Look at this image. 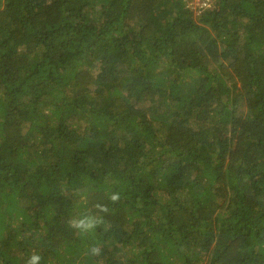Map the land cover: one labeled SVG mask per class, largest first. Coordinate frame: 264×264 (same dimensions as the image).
<instances>
[{"label": "trees", "instance_id": "16d2710c", "mask_svg": "<svg viewBox=\"0 0 264 264\" xmlns=\"http://www.w3.org/2000/svg\"><path fill=\"white\" fill-rule=\"evenodd\" d=\"M217 2L0 0V264H264V0Z\"/></svg>", "mask_w": 264, "mask_h": 264}, {"label": "clouds", "instance_id": "9594fccd", "mask_svg": "<svg viewBox=\"0 0 264 264\" xmlns=\"http://www.w3.org/2000/svg\"><path fill=\"white\" fill-rule=\"evenodd\" d=\"M67 191V189L63 190ZM109 203L116 204L121 200V193L118 191L108 193ZM110 214L108 204L96 203L92 205V210H86L78 216H73L68 220V227L75 234L86 237L95 232L97 228L105 223V216ZM91 256L97 257L101 253L99 246H92L88 249ZM42 257L38 253H32L27 258L25 264H41Z\"/></svg>", "mask_w": 264, "mask_h": 264}, {"label": "built area", "instance_id": "2783aa9c", "mask_svg": "<svg viewBox=\"0 0 264 264\" xmlns=\"http://www.w3.org/2000/svg\"><path fill=\"white\" fill-rule=\"evenodd\" d=\"M186 9L200 16L205 12L212 11L217 6V0H180Z\"/></svg>", "mask_w": 264, "mask_h": 264}]
</instances>
